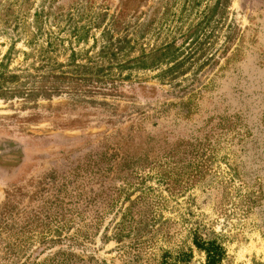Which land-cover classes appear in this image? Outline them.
I'll return each mask as SVG.
<instances>
[{
  "label": "rangeland",
  "instance_id": "obj_1",
  "mask_svg": "<svg viewBox=\"0 0 264 264\" xmlns=\"http://www.w3.org/2000/svg\"><path fill=\"white\" fill-rule=\"evenodd\" d=\"M0 134L45 155L0 182V264H264L247 0H0Z\"/></svg>",
  "mask_w": 264,
  "mask_h": 264
},
{
  "label": "flooded vegetation",
  "instance_id": "obj_2",
  "mask_svg": "<svg viewBox=\"0 0 264 264\" xmlns=\"http://www.w3.org/2000/svg\"><path fill=\"white\" fill-rule=\"evenodd\" d=\"M247 6L255 11L264 10V0H247ZM146 92L148 90H155L156 88L149 86H142ZM155 92V91H154ZM143 97L150 98L151 95L142 93ZM31 144L12 136L0 134V182L12 183L24 169L28 167L36 158L45 156L32 155L30 149Z\"/></svg>",
  "mask_w": 264,
  "mask_h": 264
},
{
  "label": "trees",
  "instance_id": "obj_3",
  "mask_svg": "<svg viewBox=\"0 0 264 264\" xmlns=\"http://www.w3.org/2000/svg\"><path fill=\"white\" fill-rule=\"evenodd\" d=\"M194 244L197 249L205 253L206 264H220L223 260L224 249L223 247H221V245L217 244L215 240H210L206 242H198L195 240Z\"/></svg>",
  "mask_w": 264,
  "mask_h": 264
}]
</instances>
